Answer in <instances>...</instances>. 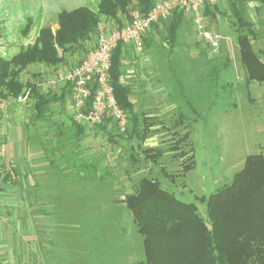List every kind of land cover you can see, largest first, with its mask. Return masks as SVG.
<instances>
[{"label": "rangeland", "instance_id": "1", "mask_svg": "<svg viewBox=\"0 0 264 264\" xmlns=\"http://www.w3.org/2000/svg\"><path fill=\"white\" fill-rule=\"evenodd\" d=\"M98 2L0 0V58L10 60L32 46L40 28L57 25L60 12L85 6L95 8ZM224 7L221 4V8ZM226 13L229 15V11ZM104 21L102 19L101 26L106 32L117 29L113 21L107 24ZM258 27L261 32V24ZM165 35V31L160 30L159 47L154 54L158 65L154 70L161 77L163 95L145 102L142 94H134L140 126L144 127L143 118H147L149 126L142 144L134 136L129 139L130 134L126 132L119 137L111 120L103 124L104 132L95 126L82 125L83 134L77 139L73 124L57 115H50V124L49 121L35 123L31 102L12 104L3 111L0 146L5 141L7 149L17 147L14 138L19 137L30 159L37 155L32 143L37 137L35 129L38 124L45 127L38 133L43 138V151L59 179L56 206L50 213L56 220V243L49 249L51 264H145L142 243L141 246L138 243L142 238L136 232L131 214L122 206L123 197L133 193L142 178L159 181L163 189L194 204L205 218L206 207L200 199L230 184L243 168L247 156H264V86L254 82L247 84L243 71L233 66L235 62L241 66L237 44L236 49L233 41L227 44L229 57L226 59L225 55L207 48L188 19L182 24L173 49ZM260 48L264 50V44ZM86 51L78 50L66 56L63 71L27 72L20 80L37 84L40 92H53L58 84L65 83L59 79L80 63ZM212 58L215 65L227 63L217 80H213L211 73L213 64L209 59ZM58 106L52 105L51 109ZM52 121L54 128H51ZM185 134L188 138L180 151L187 153L186 158L194 157V166L182 176L181 164L185 160L178 156L180 151H170V148ZM109 137L117 143H112ZM146 149L160 150L161 158L156 163L145 159L143 151ZM32 167L27 164L21 167L22 171L16 166L10 167V180L0 182V189L5 190L0 198L2 264H15L10 263L8 256L10 251L14 257L18 255L21 242L29 252L34 248L32 245H36V249L38 245L40 253L48 251L45 241L38 240L46 237V229L31 223L32 216L47 215L46 208L23 212L26 229L20 230L16 225V217L19 219L22 215L15 211L19 207L18 190L23 182L21 172L26 174V186L31 185ZM65 177L68 180H63ZM64 182L69 186L63 185ZM27 190L25 203L29 206L37 203L39 200L32 198ZM117 221L126 224L123 227ZM31 262L29 259L28 264Z\"/></svg>", "mask_w": 264, "mask_h": 264}, {"label": "trees", "instance_id": "2", "mask_svg": "<svg viewBox=\"0 0 264 264\" xmlns=\"http://www.w3.org/2000/svg\"><path fill=\"white\" fill-rule=\"evenodd\" d=\"M248 1L251 0H234L231 5L236 44L247 84L254 82L264 86V50L260 48L264 44V20L261 32L245 20L240 6ZM256 1L264 17V0ZM153 5L152 0H99L95 8L85 6L60 12L58 28L54 32L49 27L40 28L32 46L10 60L0 58V98L15 100L28 91L24 104L31 102L34 122L49 120L52 105L61 103L64 94L43 93L35 83H22L20 76L25 70L33 65L56 68L65 63L66 56L78 50H87V53L95 46L102 19L113 21L120 29L131 23V12L146 15ZM216 13H220L216 4L204 6V16L214 17ZM186 19L191 21L183 12L173 11L165 20L152 24L149 30L155 33L165 31V40L173 49ZM148 31L142 36V49H148L153 43V35ZM254 44L259 47L255 48ZM121 47L118 45L113 50L109 81L119 107L127 114L129 139L134 136L142 144L146 139L148 121L143 118L144 127L141 128L139 114L129 100L130 90L119 81ZM212 60L209 59L213 64L211 73L213 80H217L221 70L227 68V63L219 66ZM64 84L70 94V85ZM109 120L106 118L104 123ZM72 124L78 139L83 134V124L74 118ZM103 124L95 127L104 132L106 126ZM118 136L123 137L124 134L118 133ZM187 138L185 134L177 140L170 151H180ZM109 140L117 143L113 138L109 137ZM143 153L145 159L153 163L162 156L156 149H146ZM178 156L185 160L181 164V175L184 176L192 170L194 157L186 158L187 153L183 151ZM200 201L206 207L205 218L201 217L194 204L182 201L163 189L159 181L147 178H142L134 192L123 197L125 209L131 214L136 232L142 238L145 264H264V156H247L243 168L233 176L230 184Z\"/></svg>", "mask_w": 264, "mask_h": 264}, {"label": "crops", "instance_id": "3", "mask_svg": "<svg viewBox=\"0 0 264 264\" xmlns=\"http://www.w3.org/2000/svg\"><path fill=\"white\" fill-rule=\"evenodd\" d=\"M152 1L155 4L162 0H152ZM233 2L234 0H217L216 1L217 12H220L223 15H220V13H216L214 17H206L203 15L206 28L208 30H211L217 33L220 36L217 51L219 54L225 55L226 59H228L229 57L227 54V50H226L227 44L233 41L234 49H236L235 47L236 33H235V27H234L235 19L231 11L232 10L231 5ZM221 4H223V6L225 7L227 6L226 8L224 7V9H227L229 11V15L226 13L228 11H224V9L221 8ZM240 11L243 17L245 18V20L252 23L256 28H259L258 26L261 24V21L263 20V13L259 11L258 3L256 0H251L245 4H242L240 6ZM203 12H204V8L202 9V14ZM108 21L110 20H105L104 24H107ZM57 28H58L57 25L53 26L51 28L52 32H54ZM149 31L148 32L151 35H153L151 36L152 37L151 41L153 43L151 47H149L148 49H141V51L139 52L136 50L135 46L132 43H130V44L122 45L121 50H120L121 51L120 53L121 76H120L119 81L123 86H126L127 88H129L130 90L129 100L133 105L136 102V98L134 96V94L136 95V93L142 94L143 96L142 100L145 102L152 101L153 99H156L163 95V90H162L163 84L160 81L161 77L154 70L158 66L155 63L154 54L156 53V49L159 47L157 37L160 35V31L158 33H155L152 30H149ZM231 60H232V57H231ZM64 65L65 63H62L56 68H48L44 65H33V66L28 67L24 73L38 72L41 74L43 73L49 74V73H52L53 71L56 72L57 70L63 71V69L65 68ZM150 66L152 69L150 68ZM233 66L235 67L238 66L243 71V77H244V80L246 81L247 76H246V73L243 67H241L242 65L240 66L239 64H237V62H235L233 63ZM145 68H150V70L146 71ZM58 85L59 86H57V89L53 90V93L56 94L57 96L64 94V97H63L62 102L57 104L59 105L57 109H54V110L51 109L50 114L54 116L57 115L58 117L64 118L63 121L69 122L70 124L72 123V118H74V115H75V112L72 108L70 94L69 92H66L67 89H66L65 84H58ZM134 108H135V105H134ZM49 124H50V121H49ZM51 124H52L51 128H54L55 125L53 121L51 122ZM1 126H2V123L0 124V129H1ZM37 127L38 128L35 129V133L37 137H35L34 141H32L33 148L34 149L37 148L36 149L37 155H32L31 159L27 157L29 155L26 156L27 153L24 150V145L19 142V137L17 140L16 138H14V140L18 142L17 147L14 146L12 149H7V147L5 146L6 144L5 141L3 142L4 145L1 144L0 146L2 148L0 150V182L1 183H3L5 179L7 181L10 180V177L8 176L9 171H11L10 167L16 166L18 169H20V171H22L21 167L23 168V166L25 167V165L27 164H32L33 166L32 172L30 175V178L32 180L31 185L27 184L26 186V183H25L26 174L21 172V175H23L22 177L23 182H22L21 188H19L18 190L19 199H20L18 203L19 207H16L19 210L16 209L15 211H17L18 214L22 213V215L19 216V219L18 217H16V220H17L16 225L19 227L20 230L26 229L27 223H26L23 212L34 211L35 209L42 207V208H46L47 213H48L45 216H35V215L32 216V222H31L32 226L35 225L37 228L46 229V237L45 238L39 237L38 240L39 242L41 240L45 241L44 243L46 244L48 251L40 253V248L38 247V245H37V249L35 247L36 245H32L34 248H30L31 252H29L30 250L28 248H25L24 244L21 242V244L19 245L20 247H18V249L20 248L18 255L14 257V253L10 251L11 254L9 253V256H8L10 263L14 262L15 264H28L29 259L32 261L31 264H51V259H50L51 250L49 249H51L50 246L52 244L56 243L55 242L56 240L54 239V229L56 227V220L54 217H52L50 213H53L54 211L53 207L55 208L56 206L55 192L59 188V187L57 188V180L59 179L56 176L57 172L55 168L50 165L51 163H49V160L47 159L48 155H45L43 151V138H42L41 133H38V131L40 132V128L44 126H41V124L40 125L38 124ZM28 146L29 144L26 147ZM14 152L15 154H13ZM66 179L68 180V178L66 177L63 178V180H66ZM69 182H71V180H69ZM63 185H66L65 182L63 183ZM66 186H69V185H66ZM27 189L30 190L31 192L30 195L32 196V198H37V200H39L37 203H34L30 206L27 205L24 200V197L28 195ZM3 195H5V190L0 189V198L3 197ZM39 198H42V199L40 200ZM34 201H36V199ZM40 203H43V204H40ZM122 206L125 209L124 204H122ZM0 219H2V216H0ZM117 223L122 224L123 227H124V224H126V223H123V221L121 222L117 221ZM130 243H132V247H133V241H131ZM138 243L140 245V243H142V240L138 241Z\"/></svg>", "mask_w": 264, "mask_h": 264}, {"label": "built area", "instance_id": "4", "mask_svg": "<svg viewBox=\"0 0 264 264\" xmlns=\"http://www.w3.org/2000/svg\"><path fill=\"white\" fill-rule=\"evenodd\" d=\"M217 0H162L155 3L146 15L131 12V23L120 29L106 32L100 26L95 46L89 50L68 74L59 81L70 85V99L77 123L97 126L110 118L119 133H125L127 114L121 109L114 97L109 81L111 56L118 45L132 43L137 51L142 49V36L152 24L165 20L173 11H181L191 18V23L201 41L210 50L216 52L220 36L205 26L202 9L205 5H214ZM28 91L15 100L0 98V118L3 111L12 104L26 101ZM88 105V108H87ZM87 108V112L83 110ZM1 124V119H0ZM0 264L1 260H0Z\"/></svg>", "mask_w": 264, "mask_h": 264}]
</instances>
